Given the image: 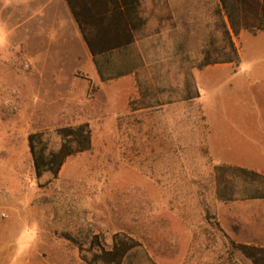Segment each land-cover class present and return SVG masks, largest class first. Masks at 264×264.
<instances>
[{
    "label": "rangeland",
    "instance_id": "1",
    "mask_svg": "<svg viewBox=\"0 0 264 264\" xmlns=\"http://www.w3.org/2000/svg\"><path fill=\"white\" fill-rule=\"evenodd\" d=\"M27 7L0 0V243L6 264L18 242L21 261L87 264L90 238L109 244L116 231L144 245L159 264H256L242 245L258 248L257 264H264V198L219 196L215 175L216 166L244 167L246 158L256 169L245 168L264 174V82L254 90V112L261 117L254 122L258 138L250 142L256 152L239 154L237 134L230 133L221 145L208 144L206 153L201 102L130 110L129 79L93 81L69 59L74 42H49L48 49L31 42ZM200 90L207 91L204 81ZM84 122L90 148L68 156L55 178L45 173L37 179L28 134L43 132L57 144L58 128Z\"/></svg>",
    "mask_w": 264,
    "mask_h": 264
},
{
    "label": "crops",
    "instance_id": "2",
    "mask_svg": "<svg viewBox=\"0 0 264 264\" xmlns=\"http://www.w3.org/2000/svg\"><path fill=\"white\" fill-rule=\"evenodd\" d=\"M13 1L16 5L28 4L31 42L44 44L47 49L49 42H74L76 51L69 59L77 64L78 70L90 74L93 81L101 83L121 78L129 79L133 89L130 97L137 96L135 70L126 69L123 71L124 75L102 81L94 62V58L100 60L108 55L114 60L123 56V49L115 46L118 40L132 41L128 46L133 49L132 56L135 49L138 54L142 53V43L155 42L156 46L148 53L158 57L164 55L163 47L159 48V43L175 40V36L178 38L181 25H195L208 19L209 24L237 27L235 33L231 32L238 50L239 63H218L201 69L195 79L199 90L201 83L205 82V93L200 90V96L192 100H177L160 108L147 107L137 110H165L169 107L175 109V106L180 108V105H176L181 104L180 102H201L206 153L208 144L210 148L221 145L230 133L237 134L239 154L249 155L256 152L253 149L255 146H250V142L258 138L254 122L261 120L260 115L254 112L253 99L255 88L264 82V29L257 28L264 26V0ZM166 11L171 13L166 16ZM197 11H208V15H198ZM74 12L77 13L87 38L84 37ZM170 22L173 31L175 27L178 29L177 35L174 33L172 38L169 37ZM58 48L61 49V46ZM119 49L121 53L118 55ZM35 57L37 58L36 53ZM244 62L247 64L244 65ZM61 64L59 62L57 68L65 67ZM116 67L114 64H107L103 66V72L106 69L105 72L115 73ZM209 84L211 90L208 91ZM178 115L179 112L174 114ZM245 162L244 167L256 169L255 166L247 165L249 158H246ZM17 247L18 252L13 253L10 264H38L31 259L21 261L20 242ZM0 264H6L5 247L2 243ZM42 264L50 263L45 261Z\"/></svg>",
    "mask_w": 264,
    "mask_h": 264
},
{
    "label": "trees",
    "instance_id": "3",
    "mask_svg": "<svg viewBox=\"0 0 264 264\" xmlns=\"http://www.w3.org/2000/svg\"><path fill=\"white\" fill-rule=\"evenodd\" d=\"M170 13L166 11V16ZM75 14L82 33L87 38L77 13ZM202 22L181 25L178 38L175 36V40L159 43V48L163 47L164 50L163 56L156 57L148 53L156 46L155 42L142 43V53L138 54L135 49L132 56L133 49L128 47L132 41L118 40L115 46L123 49V56L115 60L109 55L100 60L94 58L100 79L106 81L124 75L123 71L126 69L135 70L137 96L129 98L128 106L131 110L160 108L177 100L188 101L198 98L200 90L193 70H201L207 65L218 63L238 64L240 60L232 39V32L235 33L237 27L209 24L208 19ZM257 28L264 29V26ZM168 29L169 37L172 38L174 33L177 35L178 29L175 27L173 31L171 22ZM120 49L118 55L121 53ZM107 64L116 65L117 71L105 72V69L103 72V66ZM91 89L93 90V87ZM56 134L59 137L57 144L43 132L35 131L28 134V148L37 179L45 173H50L51 177L55 178L68 156L90 148V129L86 122L60 127ZM215 175L218 180L216 189L219 196L222 193L232 196L235 192H240L245 195L239 197L264 198V174L260 172L221 164L216 166ZM239 248L257 264L255 251L259 250L258 248L243 245ZM89 250L92 254L87 264H159L144 245L121 231L112 234L109 244L105 243L104 238L100 240L90 238Z\"/></svg>",
    "mask_w": 264,
    "mask_h": 264
}]
</instances>
